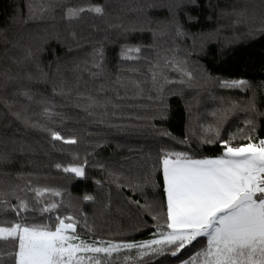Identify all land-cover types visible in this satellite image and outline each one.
Wrapping results in <instances>:
<instances>
[{"label": "trees", "instance_id": "obj_1", "mask_svg": "<svg viewBox=\"0 0 264 264\" xmlns=\"http://www.w3.org/2000/svg\"><path fill=\"white\" fill-rule=\"evenodd\" d=\"M95 6L103 14L68 18L69 8ZM262 28L264 0H0V194L31 205L30 188L58 189L60 197L44 199L61 207L25 213L28 222L54 226L58 215H72L85 240L159 238L158 226L167 222L161 173L142 191L130 185L158 167L162 150L219 156L218 140L202 143L215 140L206 130L218 128L227 139L242 128L250 132L248 119L256 125L252 134L264 138ZM125 46H139L140 58L121 59ZM173 57L191 79L164 66ZM239 79L249 86L221 87ZM51 131L76 143L53 140ZM246 142L237 135L235 143ZM75 165L85 166L84 178L63 171ZM0 217L16 219L11 211ZM202 244L200 238L176 256L165 248L143 264H182ZM11 247L0 243L5 252ZM125 255L129 264L137 259L136 250H125L118 264Z\"/></svg>", "mask_w": 264, "mask_h": 264}, {"label": "snow or ice", "instance_id": "obj_2", "mask_svg": "<svg viewBox=\"0 0 264 264\" xmlns=\"http://www.w3.org/2000/svg\"><path fill=\"white\" fill-rule=\"evenodd\" d=\"M190 3L195 4V0ZM84 11L103 14L104 10L100 6L69 8L67 15L74 19ZM260 31L264 32V28ZM181 34L177 26V35ZM140 52L139 46H125L121 59H139L135 54ZM97 56L102 58V50H98ZM184 63L175 57L164 60L165 67H174L191 79L192 74L183 67ZM93 67L99 69L101 64L97 61ZM152 75L155 82L159 73L153 71ZM248 86L249 82L244 79L221 82L224 88L246 89ZM251 108L255 110L254 103ZM49 112L45 108V113ZM245 127L251 131L246 133L242 128L227 139L220 138L218 128L206 130L215 140L205 138L202 143L218 140L222 147L221 155L216 157L196 158L185 151L162 150L158 167L153 166L144 182L130 185L142 191L146 184H154L155 171L161 173L167 222L158 226L159 238L143 242L85 240L77 232L79 220L72 215H58L54 226L28 222L25 213L38 211L43 216L61 207L55 200L44 199L46 194L60 197L62 193L58 189L30 188L34 193L31 205L19 196L13 205L0 194V214L11 211L16 216L13 221L0 217V243L12 245L7 252L0 250V264H118L120 253L125 250H136L137 259L132 264H143V258L162 254L165 248L176 256L186 246L200 242V238H203L200 249L182 264H264V138L252 134L256 127L254 120H246ZM237 135L247 142L235 143ZM51 137L76 143L74 139L65 140L57 131H51ZM56 167L61 168V165ZM63 171L79 178L86 175L84 165L63 167ZM93 199L91 195L84 196L85 201ZM131 260L128 255L123 257L124 264Z\"/></svg>", "mask_w": 264, "mask_h": 264}, {"label": "rangeland", "instance_id": "obj_3", "mask_svg": "<svg viewBox=\"0 0 264 264\" xmlns=\"http://www.w3.org/2000/svg\"><path fill=\"white\" fill-rule=\"evenodd\" d=\"M115 255V254H114Z\"/></svg>", "mask_w": 264, "mask_h": 264}]
</instances>
